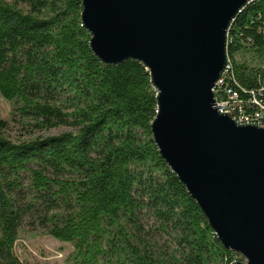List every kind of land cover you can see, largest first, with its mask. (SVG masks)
<instances>
[{
  "label": "trees",
  "instance_id": "16d2710c",
  "mask_svg": "<svg viewBox=\"0 0 264 264\" xmlns=\"http://www.w3.org/2000/svg\"><path fill=\"white\" fill-rule=\"evenodd\" d=\"M81 10L80 0H0V96L35 128H70L13 142L0 118V264H26L15 250L23 224L70 244L65 264L239 261L153 142L148 70L101 62ZM263 24L264 0H252L226 45V84L262 103Z\"/></svg>",
  "mask_w": 264,
  "mask_h": 264
},
{
  "label": "water",
  "instance_id": "95a60500",
  "mask_svg": "<svg viewBox=\"0 0 264 264\" xmlns=\"http://www.w3.org/2000/svg\"><path fill=\"white\" fill-rule=\"evenodd\" d=\"M252 0H80L103 63L139 61L156 92L153 142L222 245L264 264V127L214 106L227 32Z\"/></svg>",
  "mask_w": 264,
  "mask_h": 264
},
{
  "label": "rangeland",
  "instance_id": "374dc122",
  "mask_svg": "<svg viewBox=\"0 0 264 264\" xmlns=\"http://www.w3.org/2000/svg\"><path fill=\"white\" fill-rule=\"evenodd\" d=\"M249 57V55H247ZM237 59L241 58L236 56ZM251 63V62H250ZM251 64H255L252 61ZM0 118L7 121L5 135L13 142L32 140L38 136L57 134L70 128L60 126L51 129H38L30 120H22L13 113V105L0 96ZM52 238L46 230L35 225L23 224L18 233L15 250L26 264H65L70 244ZM239 261H245L240 255Z\"/></svg>",
  "mask_w": 264,
  "mask_h": 264
},
{
  "label": "built area",
  "instance_id": "2783aa9c",
  "mask_svg": "<svg viewBox=\"0 0 264 264\" xmlns=\"http://www.w3.org/2000/svg\"><path fill=\"white\" fill-rule=\"evenodd\" d=\"M264 34V24H263ZM230 62L227 57V64L216 81L212 91L214 93V106L221 113L228 114L237 124H250L264 127V103L250 93L251 99L243 98L235 88L226 84L229 77ZM245 92V90L243 89Z\"/></svg>",
  "mask_w": 264,
  "mask_h": 264
},
{
  "label": "bare ground",
  "instance_id": "6f19581e",
  "mask_svg": "<svg viewBox=\"0 0 264 264\" xmlns=\"http://www.w3.org/2000/svg\"><path fill=\"white\" fill-rule=\"evenodd\" d=\"M233 61V60H232Z\"/></svg>",
  "mask_w": 264,
  "mask_h": 264
}]
</instances>
